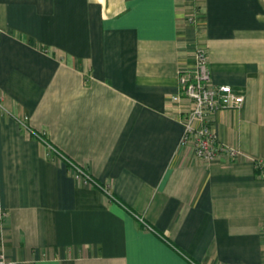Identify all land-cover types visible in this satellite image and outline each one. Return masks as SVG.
<instances>
[{"label":"crops","instance_id":"crops-1","mask_svg":"<svg viewBox=\"0 0 264 264\" xmlns=\"http://www.w3.org/2000/svg\"><path fill=\"white\" fill-rule=\"evenodd\" d=\"M190 2L0 0V254L264 264V175L244 156L209 164L179 148L185 103L170 99L204 47L212 84L243 95L212 128L264 160V0H200L185 23Z\"/></svg>","mask_w":264,"mask_h":264},{"label":"built area","instance_id":"built-area-1","mask_svg":"<svg viewBox=\"0 0 264 264\" xmlns=\"http://www.w3.org/2000/svg\"><path fill=\"white\" fill-rule=\"evenodd\" d=\"M178 87L179 92L170 96L171 101L175 103H185L181 105L180 110L184 116L181 119L182 133L178 147L188 148L195 158L209 164L216 162L223 155L231 159L244 156L250 159L264 175L263 159L247 156L240 149L224 144L210 124L212 115L218 110L239 108L243 103V95L233 91L229 85L212 84L204 47L200 45L194 47L193 65L191 69L179 72ZM47 146L57 157L67 161L75 179L86 184L95 183L79 166L49 144ZM47 155H50V152H47ZM5 215V210L0 207V228ZM260 234L264 238V220L260 225ZM0 264H18V262L1 253Z\"/></svg>","mask_w":264,"mask_h":264},{"label":"rangeland","instance_id":"rangeland-1","mask_svg":"<svg viewBox=\"0 0 264 264\" xmlns=\"http://www.w3.org/2000/svg\"><path fill=\"white\" fill-rule=\"evenodd\" d=\"M189 1H191L190 3L192 4V6L194 5V9L193 10H185V8H184V10L181 11L183 14L184 13L187 14L186 17L181 18L183 21H185V23H186V21H197V20L199 21V18H200L199 16L202 13V10L200 9L201 8L200 7V5H201L200 0H189ZM190 9H192V7H190Z\"/></svg>","mask_w":264,"mask_h":264}]
</instances>
